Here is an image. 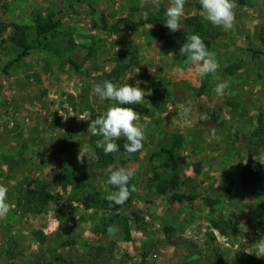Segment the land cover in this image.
I'll use <instances>...</instances> for the list:
<instances>
[{
    "label": "rangeland",
    "instance_id": "374dc122",
    "mask_svg": "<svg viewBox=\"0 0 264 264\" xmlns=\"http://www.w3.org/2000/svg\"><path fill=\"white\" fill-rule=\"evenodd\" d=\"M171 2L0 0V22L29 27L32 46L4 75L21 51L0 44V185L10 209L0 217V264H237L244 255L264 262V159L254 160L264 157V138L252 136L264 122V0H237L229 31L203 19L199 0H185L182 29L194 32L184 22L195 18L214 37L209 51L219 69L203 79L163 25ZM38 20L57 26L42 46ZM130 76L149 91L141 104L151 112L139 116L142 149L113 165L134 174L132 202L115 218L83 204L112 193L99 171L103 147L89 130L91 114L112 105L92 89ZM156 80L169 94L160 111L147 100ZM218 82L227 85L222 96L213 91ZM167 151L182 163L175 172ZM66 174L76 178L64 187ZM171 181L176 191L162 194ZM30 190L54 197L40 216L18 205ZM174 193L194 200L172 203Z\"/></svg>",
    "mask_w": 264,
    "mask_h": 264
},
{
    "label": "clouds",
    "instance_id": "9594fccd",
    "mask_svg": "<svg viewBox=\"0 0 264 264\" xmlns=\"http://www.w3.org/2000/svg\"><path fill=\"white\" fill-rule=\"evenodd\" d=\"M200 8L204 13L203 19L211 23L214 27L220 26L225 31L232 30L235 22V9L237 0H199ZM185 0H172L171 6L164 12L165 19L163 25L171 32L176 33L182 29V18L185 13ZM175 56L174 53H171ZM179 55L186 58L195 76L203 79L210 74H214L219 69V62L215 54L209 51L203 38L198 34H188L184 37V42L179 48ZM183 70V69H178ZM139 71V69H138ZM130 76L124 83L114 84L110 80L93 86V93L101 101H108L109 106L103 114L95 119H90L89 130L93 135L102 139L98 146L103 147L104 153L118 152L120 150L117 140L120 137L126 139L124 151L133 154L142 149L145 139V128L139 123V114L127 105H134L146 102V93L141 87L140 82L129 84ZM226 83L218 82L215 85L214 93L216 96L224 94ZM190 112L188 107L184 108V115ZM264 157L254 158L259 161ZM131 170L125 167H110L107 173V183L116 190L107 199L114 205H123L130 196L128 184L133 176ZM7 187L0 185V217L9 212L7 202ZM114 226H109V233L115 232Z\"/></svg>",
    "mask_w": 264,
    "mask_h": 264
},
{
    "label": "trees",
    "instance_id": "16d2710c",
    "mask_svg": "<svg viewBox=\"0 0 264 264\" xmlns=\"http://www.w3.org/2000/svg\"><path fill=\"white\" fill-rule=\"evenodd\" d=\"M249 2H250V0H238V5L245 7V6L249 5ZM56 27L57 26L55 24L44 23L40 20L36 21V25L34 27V32L36 35V41L35 42H36L37 46H42L43 42H47L50 36L52 37V35L56 34V32H57ZM191 27L195 28L194 32H187L186 30L181 29V31L174 33L173 38L175 39L176 46L178 49V53H179V48H180L181 44L184 42V37L188 34L200 35L203 38L208 49L210 48L211 41H212V39H214L213 34L210 31H208L207 29H205L203 24L195 18L187 19L184 22V28L185 29L191 28ZM10 28H12V34L7 38V40H5V38H4L5 33ZM29 31H30V28L26 27V26H17V25L7 26L4 23L0 22V44L9 42L16 49L21 51V53L16 57V59L13 62L9 63L5 67V69L3 70L4 75H7L8 70H10V68H12L14 66V64L20 63L21 60L26 58L28 56L29 52L32 50V46L29 44L28 39H27V35H28ZM262 44L264 45V39H262ZM180 58L182 60H186V58H183L181 56H180ZM168 95L169 94H168L166 87H164L157 80L153 81V83L151 85V89H150V94L147 97V100H148L150 107L155 111L162 110V108L164 107V105L166 103ZM126 107H132L139 114V116H142V117L148 116L151 112L150 108H146L141 103L140 104H134V105H127ZM99 115H101V114L92 113L90 116V119H95ZM89 123H90V121H89ZM94 136H95L96 140L102 139L99 136H96V135H94ZM252 136L254 138L259 139V140H262L264 138V122L262 120L259 121V125L255 129V131L252 133ZM126 142L127 141L125 138H119L117 140V143L119 144L120 150L118 152L109 153L107 155L104 153L103 148L97 149L96 153L98 155L100 175H101V178L106 180V182H107L108 170L110 167H113V165L115 164V161L119 155L124 154V155H127L128 158H132L134 156V153L129 154V153L124 151V144ZM166 154L169 158L168 159L169 165H167L166 167L169 168L171 165V171L175 172V170L178 168V166L182 163H179L180 161L179 160L177 161L174 158L171 151H167ZM246 171H248L247 180L251 179L252 181H255V177H254L255 173H253L252 171H250L248 169ZM74 177L72 176V174H66L65 176L61 177L60 184L65 187L68 183L73 181ZM244 182H248L249 186H252V183H253V182L249 183V181H244ZM132 183H133V181H132V179H130L129 184H128L130 196L123 205H114L113 202H111V201H107V202L101 201L99 199L94 198L91 195H88L85 198L84 203H83L85 209L89 210L91 208H98L99 210H105L106 212L110 213L113 217L118 218L120 216V211L127 208L132 202V199H133ZM107 184H108V187L110 188V190L112 192L116 190L112 185H110L109 183H107ZM160 190H161L162 194H165L169 190L176 191L175 181H171L170 183H167L165 188H162L160 186ZM53 200H54V197H52L48 193H45L41 190H30L22 197L20 202H18V205L20 206V208H23L24 212H26L30 215H33V216H40L47 210L50 202H52ZM193 200H194L193 197H186L184 195L174 193L171 196L170 201L172 203H180L181 204L184 201L192 202ZM206 202L210 203V201H206ZM263 216H264V213H263ZM260 224L262 226L264 224V221H261ZM237 264H264V262L254 258V257H251L249 255H244L243 259L241 261H238Z\"/></svg>",
    "mask_w": 264,
    "mask_h": 264
}]
</instances>
